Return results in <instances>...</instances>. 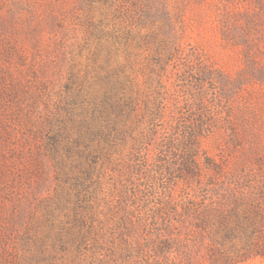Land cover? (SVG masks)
Here are the masks:
<instances>
[{
    "label": "rangeland",
    "instance_id": "1",
    "mask_svg": "<svg viewBox=\"0 0 264 264\" xmlns=\"http://www.w3.org/2000/svg\"><path fill=\"white\" fill-rule=\"evenodd\" d=\"M116 93L121 125L107 142L89 125ZM146 109L177 140L202 122L196 177L207 184L190 187L197 203L232 209L221 245L215 224L187 221L164 233L180 237L164 254L145 244L127 260L118 200L130 158L137 144L157 168L172 156L138 142ZM214 246L264 249V0H0V264H219Z\"/></svg>",
    "mask_w": 264,
    "mask_h": 264
},
{
    "label": "trees",
    "instance_id": "2",
    "mask_svg": "<svg viewBox=\"0 0 264 264\" xmlns=\"http://www.w3.org/2000/svg\"><path fill=\"white\" fill-rule=\"evenodd\" d=\"M108 100L107 108L106 106L102 107V105L101 107L97 105L93 107L92 121L89 125L93 136L104 137L107 142H109L112 133L119 132L121 124L119 125L117 118L122 116L124 106L123 97L117 95V93L111 95ZM146 112L149 116L150 128L148 133L143 134L142 139L138 140V142L153 143L159 150L158 154L161 153L169 158L168 154H166L169 151L172 156L169 158L171 161L160 158L162 163H167L164 169L165 172L161 168L163 164L159 162L158 165H161L158 168L155 167L156 165L150 162L148 157L142 153L141 146L138 147V144L136 151L133 152L130 158L129 166L132 171L126 177L125 182L121 183L120 199L118 200V206L122 209L121 213H118V226L124 240L127 260L133 257L132 254L135 251L137 253L142 251L145 244L155 243L156 248L153 249V252L164 254L171 248L175 240L180 239L178 236L174 238L166 237L164 233L169 234L171 232L170 228L176 225L182 226L187 221L199 227L209 223L215 224V232L219 233V236L213 235L212 241L220 244L222 237L227 236L224 231L225 220L227 219L226 215L232 209L224 210L222 208L226 200L222 202L219 199L218 201L222 203V206L218 208L197 203L196 199L200 193L195 191V189L191 191L192 188L190 187L193 183L197 185V188H204L205 184H207L197 181L196 177L199 175V166H201L197 163L196 154L199 136L203 128L202 122L195 119L189 121L188 124L182 125V128L179 129L181 139L177 140L171 137L166 130L157 128L158 121H156L157 114L155 109H146ZM112 114L115 116L113 119L111 117ZM103 129L107 130V132ZM76 141L78 145H84L83 154L86 159V164L84 165L91 168L95 156L93 152L85 153L89 143H84L85 141H82L81 136L77 137ZM162 150L164 153H162ZM176 150L179 153H176ZM177 158H179L178 161H176ZM206 163H209L207 159ZM80 173L83 176L85 171L81 170ZM84 179L82 177L78 179V186L81 188L85 187L83 184ZM168 181H172V183L168 184ZM179 181L184 182L182 190L174 188ZM241 198L242 200L247 199V212L250 210L254 215H259L262 218L258 208L253 206L254 201L250 196L242 194ZM232 200L235 202V200L240 199L234 198ZM176 205H180L181 211L176 210V207H174ZM232 214L234 215V211H232ZM245 220H248L252 230H259L254 223V219L247 218ZM81 222L83 224V220ZM86 236L85 233L81 234V242L86 239ZM237 252L239 251H222L219 247L214 246L211 259L219 264H234L253 255H264V249L260 246H257L252 252Z\"/></svg>",
    "mask_w": 264,
    "mask_h": 264
}]
</instances>
